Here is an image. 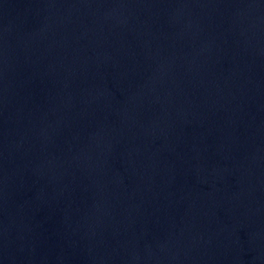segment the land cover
<instances>
[{
    "label": "water",
    "instance_id": "obj_1",
    "mask_svg": "<svg viewBox=\"0 0 264 264\" xmlns=\"http://www.w3.org/2000/svg\"><path fill=\"white\" fill-rule=\"evenodd\" d=\"M0 264H264V0H0Z\"/></svg>",
    "mask_w": 264,
    "mask_h": 264
}]
</instances>
